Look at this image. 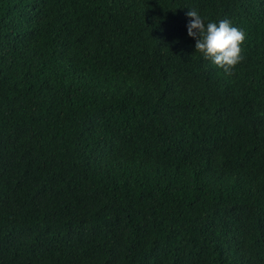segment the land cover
I'll return each mask as SVG.
<instances>
[{
	"label": "trees",
	"instance_id": "obj_1",
	"mask_svg": "<svg viewBox=\"0 0 264 264\" xmlns=\"http://www.w3.org/2000/svg\"><path fill=\"white\" fill-rule=\"evenodd\" d=\"M0 264H264V0H0Z\"/></svg>",
	"mask_w": 264,
	"mask_h": 264
},
{
	"label": "clouds",
	"instance_id": "obj_2",
	"mask_svg": "<svg viewBox=\"0 0 264 264\" xmlns=\"http://www.w3.org/2000/svg\"><path fill=\"white\" fill-rule=\"evenodd\" d=\"M186 16L189 18L186 31L188 37L195 41V52H199L203 59L209 60L225 74L231 75L242 60L244 32L233 26L228 19L205 23V19L196 10L187 11Z\"/></svg>",
	"mask_w": 264,
	"mask_h": 264
}]
</instances>
